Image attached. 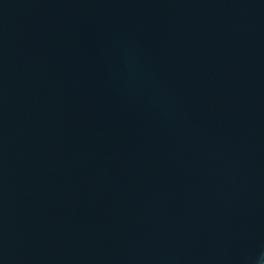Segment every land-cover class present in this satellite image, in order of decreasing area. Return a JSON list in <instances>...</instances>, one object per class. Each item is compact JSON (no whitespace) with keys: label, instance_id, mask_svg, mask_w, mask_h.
Segmentation results:
<instances>
[{"label":"water","instance_id":"water-1","mask_svg":"<svg viewBox=\"0 0 264 264\" xmlns=\"http://www.w3.org/2000/svg\"><path fill=\"white\" fill-rule=\"evenodd\" d=\"M0 264H264V0H0Z\"/></svg>","mask_w":264,"mask_h":264}]
</instances>
